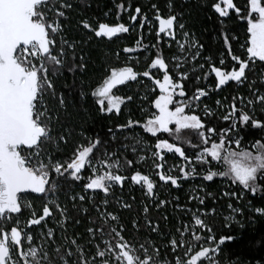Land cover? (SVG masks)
Wrapping results in <instances>:
<instances>
[{
  "label": "snow or ice",
  "instance_id": "snow-or-ice-1",
  "mask_svg": "<svg viewBox=\"0 0 264 264\" xmlns=\"http://www.w3.org/2000/svg\"><path fill=\"white\" fill-rule=\"evenodd\" d=\"M196 5L210 11L208 20L217 18L218 35L234 62L228 71L210 63L205 78L214 74L215 90L231 82L250 93L232 96L228 111L220 117L229 123L219 130L197 113L208 91L198 87L189 95L183 84L188 73L179 71L197 61L204 48L184 22L183 0L180 7L176 0H167L166 15L152 4L151 18L139 6L130 9L122 0L115 4L117 21L128 12L133 28L138 24L143 30L153 21L157 25L155 43L144 44L141 35L135 47L122 49L124 54L150 53L142 72L111 63L113 55L119 60L120 52L90 47L93 41L114 43V38L129 33L124 23L93 25L82 19L79 27L85 38H69L72 0H0V264H264V231L248 241L246 254L237 256L228 248L237 237L217 236V226L208 222L224 209L222 228L243 229L257 219L264 221V119L254 114L257 108L264 114V0H246L244 10L234 0H196ZM233 14L246 21V59L233 53L222 29ZM170 41L178 53L172 55L176 77L157 48L171 47ZM218 63L225 64L223 54ZM151 70L161 73L162 79ZM96 72L102 83L93 87L85 81ZM138 77L158 89L151 100L154 111L143 121L129 116L120 122L133 96L113 90L140 83ZM58 81H62L59 87ZM203 111L205 117L213 115L207 105ZM249 130L256 135L245 147L244 133ZM149 144L159 181L175 190L183 188L182 182H192L185 203L178 195L158 198L155 182L137 170L148 159ZM185 144L198 150L188 156ZM69 146L71 158L61 151ZM165 153L183 162L178 175L163 171ZM217 179L223 186L218 192L209 191ZM126 183L138 186L147 199L137 209L115 197L116 211L110 210L109 197ZM77 186L83 194L74 191ZM61 193L71 201V210L59 203ZM99 194L102 198L97 200ZM29 197L45 203L39 215L30 212L22 228L20 217L25 208L33 207L25 203ZM131 200L135 202V197ZM169 208L177 213L175 232L167 228ZM124 210L133 213L128 225L121 219ZM54 211L59 219L51 228L48 220ZM81 218L88 224L85 235L69 232V222L79 225ZM33 226L41 229L37 237Z\"/></svg>",
  "mask_w": 264,
  "mask_h": 264
},
{
  "label": "trees",
  "instance_id": "trees-1",
  "mask_svg": "<svg viewBox=\"0 0 264 264\" xmlns=\"http://www.w3.org/2000/svg\"><path fill=\"white\" fill-rule=\"evenodd\" d=\"M55 2V0H54ZM74 4L73 10L69 13V23L67 24L66 31L68 33L69 38H76V39H83L84 34L83 31L79 27V21L82 19H86L89 23L96 25L99 22H105L111 24H115L116 22L124 23L125 25L129 26L130 31L126 34H120L119 38H114V43H104L102 45L99 44L97 41H93L90 45L91 48L95 49L98 47H102L104 49H111L113 53L120 52L119 60L115 59L113 55L111 57L110 62L117 65V66H132L134 70L137 72H142L147 70V63H150V53L149 52H134L131 54H124L122 52L123 47H135V40L143 35L144 44H153L155 43V30L157 25L153 21L152 26H145L143 30L139 28V25L135 28L132 27L128 16V12L122 13L117 21V17L115 15L116 8L115 4L120 3L121 0H72ZM125 6H130V9H133L136 6L141 7L142 11L146 13L149 18L153 15V9L151 8L152 4H156L162 15H166L168 13V9L166 7L167 0H122ZM184 4H187V7L184 8L185 16L184 22L187 24L188 28L195 32L197 38L199 39L200 43L204 45L203 52L201 57L190 64H186L183 68L179 69V71H184L188 73V79L183 81L185 86V90L189 95L194 93L196 88H204L208 91V96L203 97L202 103L200 107L197 109V113L201 116L203 120H205L210 125H214L217 130L220 128H224L227 126L229 122H225L220 117L228 111V105L232 103V96L239 93L243 96H249L250 93L248 92L247 88L244 86H240L236 88L234 85L231 84L228 86H224L222 90H215V78L214 74H209L207 78H205L204 73L210 72L209 64H214L215 66L221 67L223 70L228 71L232 68L234 62L227 56V49L223 45V37L218 35V29L220 28L217 25V18L214 16L213 19L210 21L207 19V16L211 15L210 11L207 8L198 7L196 5V0H183ZM234 3L240 7L242 10L246 8V0H234ZM176 4L178 7L182 6V0H176ZM108 13V15H105ZM50 16H54L53 12L49 13ZM247 25L246 21H242L233 14L231 18H226V23L222 26L223 31L227 32L230 38L231 48L234 54L241 56L242 58H247L246 54V42H247ZM235 37V39H231V37ZM171 47L168 44L157 45V48L160 49L162 52L166 63H168L170 75L176 77L177 69L174 67V61L172 60L173 54H178L176 51V46L174 42H169ZM152 51H155L153 49ZM221 54H223V58L225 60L224 65H220L219 59L221 58ZM131 59H128V57ZM205 56L212 57L211 61H206L204 59ZM199 64H204V68L201 69ZM97 66H99V59L97 57ZM152 74L157 78L162 79V74L158 73L157 70H151ZM199 76L200 79L197 81L196 77ZM138 80L141 81L140 83L136 82H129L130 86H121L113 91L119 95L126 96L132 95L133 100L128 104V107L124 109L123 115L120 119V122H124L129 116L132 119L141 120L146 119L151 111L154 109L151 108V100L154 98V92L158 95V89H155V86L145 77H138ZM86 83L91 84L93 87L99 86L102 83L101 73L96 72L86 78ZM62 81L57 82V87ZM146 97V98H145ZM219 100L220 106L216 104V101ZM237 104L240 105V102L237 101ZM207 105L208 108L212 110L213 115L211 117H205L204 114V106ZM172 107V106H170ZM243 107V105H240ZM140 109H143L141 111ZM257 118L264 119V114L261 113L260 109L257 108L256 112L254 113ZM115 122V121H114ZM91 127V125H89ZM98 127V126H97ZM139 132L140 130L137 129ZM166 135V134H165ZM256 131L249 130L248 132L244 133V146L247 147V141L250 137L255 136ZM169 142L172 141L171 138H168ZM215 139V137H213ZM197 143H199L197 141ZM210 147V144L208 145ZM184 150L188 156H192L195 151L198 149L192 148L189 145L185 144ZM203 145H200L202 148ZM235 147L234 145L232 146ZM148 150V159L137 165V170L141 171L143 174L149 175V177L155 182V192L158 198L161 199H171L172 196H179L180 203L183 204L186 202L187 194L192 186V182H182L183 188L180 190H175L170 187V185H165L163 182L159 181L158 176L155 175V168L153 159L151 158V144L146 145ZM61 151L64 152V155L68 158H71V147L63 148ZM183 162L180 161L179 157L175 156L174 154L165 153V166L163 171L166 174L171 175H178V167ZM99 168V165H97ZM90 174V173H89ZM84 182V181H82ZM69 183H71L69 181ZM195 183H200L197 180ZM222 181L217 179L211 186L208 188L209 191L218 192L221 187L223 186ZM74 191L77 193L83 194L84 190L79 186L74 188ZM118 197L123 200H127L133 203V207L139 209L142 205L140 202L147 199L144 193L139 189L138 186L133 187L130 183H126L123 190L117 188L113 195L109 197L110 203V210L116 211V208L113 206L115 204L114 198ZM131 197H135V202L131 200ZM97 200L102 198V194L97 195ZM25 203H31L32 208H25L23 215L20 217L21 220V227L23 228L24 222L29 218L30 212H35L37 215L41 213L42 205L45 203L44 200L36 199L33 197L26 198ZM59 203L61 206H66L71 210V201H69L66 196L61 193L59 196ZM196 202L193 201V208L195 209ZM227 210L224 209L221 214L217 215L213 219H210L208 222L210 224H215L217 226L216 234L219 236L220 234H233L237 237L235 242L228 246L230 252L237 256L244 255L247 253V244L250 239L253 238L254 235L258 234L261 231H264V221L257 219V223L255 225L246 226L243 229H240L238 226L233 225L231 229L222 228L221 225L224 222V214H226ZM153 215H159L158 213H152ZM167 214L169 216V222L167 224V228L170 229L172 232H175L176 227V215L177 213L173 212L171 208L167 209ZM71 215V211L69 212ZM133 213L127 210L121 212V219L122 221L128 225L129 217L132 216ZM59 219V216L53 213V217L48 220V227L56 228V221ZM185 220L188 217H184ZM88 226L86 220L81 218V223L79 225H75L72 222H69L68 231H76L79 232L81 235H85V229ZM130 227V225H129ZM27 230V229H26ZM32 234L34 237H37V234L41 229L38 227H32L31 229ZM126 236L131 238L130 233H125ZM155 238V236H154ZM35 242V241H34ZM157 242L160 243L161 241L157 238ZM225 256L229 255V251H225Z\"/></svg>",
  "mask_w": 264,
  "mask_h": 264
},
{
  "label": "flooded vegetation",
  "instance_id": "flooded-vegetation-1",
  "mask_svg": "<svg viewBox=\"0 0 264 264\" xmlns=\"http://www.w3.org/2000/svg\"><path fill=\"white\" fill-rule=\"evenodd\" d=\"M121 86H123V85H121ZM121 86H118V87H121Z\"/></svg>",
  "mask_w": 264,
  "mask_h": 264
},
{
  "label": "water",
  "instance_id": "water-1",
  "mask_svg": "<svg viewBox=\"0 0 264 264\" xmlns=\"http://www.w3.org/2000/svg\"><path fill=\"white\" fill-rule=\"evenodd\" d=\"M33 227H38V226H33Z\"/></svg>",
  "mask_w": 264,
  "mask_h": 264
}]
</instances>
